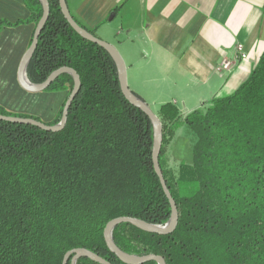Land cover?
Listing matches in <instances>:
<instances>
[{
	"label": "trees",
	"instance_id": "1",
	"mask_svg": "<svg viewBox=\"0 0 264 264\" xmlns=\"http://www.w3.org/2000/svg\"><path fill=\"white\" fill-rule=\"evenodd\" d=\"M23 1L36 24L40 1ZM48 3L25 76L36 84L67 66L81 86L61 130L0 120V264H62L74 248L126 264L107 248L105 224L129 216L164 225L171 214L152 165V124L123 96L111 55L71 28L58 0ZM72 86V75L61 73L44 91L68 95ZM64 102L47 124L58 123ZM0 114L41 120L2 106ZM158 115V162L177 225L160 235L120 223L115 245L130 255H160L165 264H264V51L235 89L182 120L169 102ZM181 124L195 136L192 163H180L173 175L164 145ZM76 264L98 263L80 257Z\"/></svg>",
	"mask_w": 264,
	"mask_h": 264
},
{
	"label": "crops",
	"instance_id": "2",
	"mask_svg": "<svg viewBox=\"0 0 264 264\" xmlns=\"http://www.w3.org/2000/svg\"><path fill=\"white\" fill-rule=\"evenodd\" d=\"M65 4L75 21L118 50L129 90L157 115L169 102L182 120L212 97L235 89L264 51V0H65ZM34 28L23 0H0V105L44 121L42 115L54 117L67 92L30 93L20 87L17 69ZM223 58L232 66L222 72L218 67ZM182 127L174 128L170 136L168 168L192 163L189 147L195 136L190 131L194 138L188 141Z\"/></svg>",
	"mask_w": 264,
	"mask_h": 264
},
{
	"label": "water",
	"instance_id": "3",
	"mask_svg": "<svg viewBox=\"0 0 264 264\" xmlns=\"http://www.w3.org/2000/svg\"><path fill=\"white\" fill-rule=\"evenodd\" d=\"M39 1L42 5V14L39 20L37 21V23L35 24L31 42L20 60V63L17 69V81L20 87L24 89L25 91L30 92V93H38V92L44 91L48 87V85L59 74L69 73L73 77V86L64 102L60 120L58 123L54 125H49L45 121L36 120L30 117L6 116L2 114H0V120H5L9 122H14V123L30 124V125L37 126L47 131H58L64 127L66 123L68 109L70 107V104L74 96L78 93L80 89V86H81L80 77L74 69L67 67V66H62V67H59L53 70L48 75V77L40 83L34 84V83H30L27 80L25 76L26 65L36 48L38 36L46 20L48 19V15H49L48 0H39ZM58 4H59V8H60V11L63 17L66 19L68 24L78 35L104 48L111 55L112 59L114 60L116 64L119 85H120V89H121L123 96L130 104L139 108L150 119L152 128H153V147H152V152H151L152 165H153L154 172L159 179L161 189L169 202L170 210H171L170 218L164 225L151 224L141 219H138L135 217H129V216H119V217L110 219L105 224V227L103 230L105 244L111 252L116 254V256L126 264H142L143 262L150 261V260L156 261L157 264H165L164 258L160 255L146 254V255L137 256V255L127 254L123 252L122 250H120L115 245L112 239V230L117 224H120V223H129L140 230H143L149 233H156L160 235L171 233L172 231H174L177 225V221H178L177 206L166 185L165 179L163 177V174L159 166V162H158V155H159L161 144H162V134H163L162 123L160 121V118L145 102H143L141 99L136 97L129 90L128 85H127V80H126V67H125L124 61L120 53L118 52V50L112 44L106 41H103L102 39L96 37L95 35L91 34L89 31H87L86 29L78 25V23L72 18L69 11L67 10L65 0H58ZM70 256H71V264H75L76 260L80 257H87L91 261L96 262L98 264H112L106 259H104L103 257L99 256L98 254L88 249H85V248H74V249L68 250L63 256L62 264H66Z\"/></svg>",
	"mask_w": 264,
	"mask_h": 264
},
{
	"label": "rangeland",
	"instance_id": "4",
	"mask_svg": "<svg viewBox=\"0 0 264 264\" xmlns=\"http://www.w3.org/2000/svg\"><path fill=\"white\" fill-rule=\"evenodd\" d=\"M224 59H227V58H223L222 59V61L224 60ZM221 61V62H222ZM220 66V65H219ZM219 68V67H218ZM218 71H220V70H218ZM223 71H226V70H224L223 68H222V72ZM69 94V93H68ZM68 96V95H67ZM67 96H66V98H67ZM66 98H65V100H66ZM1 106V105H0ZM4 108V107H3ZM59 108H60V106H59ZM58 108V109H59ZM52 110H54V109H52ZM8 111V110H7ZM58 111V110H57ZM57 111H56V113H57ZM55 113V114H56ZM25 114H28V113H25ZM29 115H32V114H29ZM33 116H35V115H33ZM55 116V115H54ZM42 118L44 119V121L45 122H50L52 119H46L47 118V115H42ZM41 119V118H40ZM42 120V119H41ZM43 121V120H42ZM161 121V120H160ZM59 122V121H58ZM181 131V130H180ZM182 134L184 135V137L188 140V141H191V139L192 138H194V136H193V134L192 133H190V130H189V128L187 127V126H185L184 124H183V127H182ZM179 135V134H178ZM178 135H177V137H178ZM172 136V135H171ZM170 139H171V137L169 136V138H167V141H166V143H165V153H164V157H165V165H166V167H168V164H167V159H166V152H167V150H168V147H169V141H170ZM190 144H192V143H190ZM189 152H190V155H191V147H189ZM172 168H170L169 167V169L172 171L171 173L173 174V175H176V173H177V171H178V168H176V166H175V164L173 163L172 164ZM76 264V263H75Z\"/></svg>",
	"mask_w": 264,
	"mask_h": 264
},
{
	"label": "built area",
	"instance_id": "5",
	"mask_svg": "<svg viewBox=\"0 0 264 264\" xmlns=\"http://www.w3.org/2000/svg\"><path fill=\"white\" fill-rule=\"evenodd\" d=\"M238 49L240 50V47H238ZM231 66H232V61H230V60H228V59H224V60L221 62V64H220L218 70L222 71V68H223L224 70H229V69L231 68Z\"/></svg>",
	"mask_w": 264,
	"mask_h": 264
}]
</instances>
